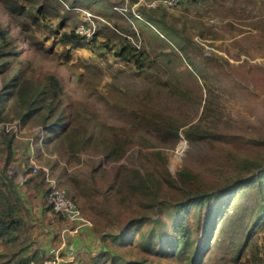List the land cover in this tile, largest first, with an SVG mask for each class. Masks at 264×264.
<instances>
[{"label":"rangeland","instance_id":"1","mask_svg":"<svg viewBox=\"0 0 264 264\" xmlns=\"http://www.w3.org/2000/svg\"><path fill=\"white\" fill-rule=\"evenodd\" d=\"M40 4L28 2L26 6ZM90 5V10L73 11L64 28L76 31L87 14L96 17L90 44L83 42L71 54L73 62L78 57L88 60L102 73L73 66L82 74L78 80L66 67L61 76L73 99L82 103L81 108H95L112 126L108 134L111 141H116L114 137L120 140L115 134L123 126L130 143L121 154L108 159L97 138L84 147L78 137L44 144L38 114L23 120L29 112L26 98L17 95L16 89L12 91L1 111L15 136L7 173L23 200L22 213L29 222L27 237L34 240L33 247L43 256H50L51 249L58 250L59 255L69 250L72 259L81 263L97 257L95 264H189L188 259L176 261L172 245L177 240L179 250L185 242L191 244L189 256L199 246L201 254L195 264H246L255 252L263 255L264 198L260 199L255 183L235 191H229V184L264 165V0H201L188 8H156L164 12L165 26L174 40L160 36L156 24L150 29L138 22L151 38L163 44L169 41L171 50L166 52L174 57L170 55L168 63L162 57L156 59L150 71H157L163 81H174L169 70L178 72L190 89L182 98L170 96L162 85L155 86L133 74L113 56L119 40L113 23L123 22L122 17L130 20L128 9L115 11L121 17L109 22L96 13L113 14L105 0H91ZM32 12L27 17L5 15V26L9 22L15 33H23L22 58L32 60L45 72L54 71L51 54L62 49L56 41L57 24L52 18L42 19L34 9ZM131 17L129 22L137 20L132 13ZM156 17L161 18L160 12ZM137 35L135 31L136 46H143ZM147 44L148 49L155 45ZM149 57L154 59L151 53ZM29 74L34 78L38 75L36 70ZM4 77L0 75V92ZM149 78L155 79L153 74ZM124 92L149 95L150 107L159 115L154 125L136 121L121 111L123 103L116 98ZM33 166H42L50 177L57 178L82 210L87 226L76 228L48 211L37 187L22 186L24 170ZM218 188L227 192L220 202L210 201L207 207L192 205L183 213L188 241L171 226L174 220L167 223L166 236L158 238V234L150 233L157 226L155 220H163L168 214L165 206L160 208L161 202L174 204L185 197L184 192ZM213 210L216 215L205 231L204 224ZM127 231L112 242L111 235ZM146 236H152V240ZM10 247L13 249V241Z\"/></svg>","mask_w":264,"mask_h":264},{"label":"trees","instance_id":"2","mask_svg":"<svg viewBox=\"0 0 264 264\" xmlns=\"http://www.w3.org/2000/svg\"><path fill=\"white\" fill-rule=\"evenodd\" d=\"M22 1L25 4H19L14 0H0V8L2 10L0 11V75L5 76V82H3V85L1 86L0 92V264H30L33 261H35L33 262L34 264H40L42 260L49 257L47 254L46 256H43L41 250L38 248H35L34 250L32 249L34 248L33 246L35 242L27 237L29 222L28 218L26 219L22 213L23 209H25L23 200L16 191L17 186L12 182L7 173V168L12 162V157L14 156L13 146L15 143V136L11 130L7 131L6 127L9 123H6L5 117L2 115L1 111L4 107L3 101H6L12 96V91L14 89H16L17 95L26 98L25 106L29 109V112L22 116L23 120L29 115L38 114L39 124L45 135L43 140L44 144L51 143L52 140L56 141L62 139L64 140L61 142L65 140L70 142L74 137H78L80 143H82L84 147V144L90 141V139H98L101 140L102 151L107 153L105 159H108L114 155L117 156L121 154L130 143V141L125 138V128L123 126H121L118 133L115 134L120 137V140L119 138L114 137V140L116 141H111L108 134L109 131L113 129L112 126L108 125L107 121L100 117L99 112L95 108H89L86 105L81 108L80 106L82 103L73 99L70 88L65 79L61 76L62 69L66 67L75 79L78 80L82 74L75 71L73 66L82 67L86 71L94 70L95 73L98 74L102 73L99 67L88 60L78 57L73 62L71 51L80 47L83 43V37L79 35L75 29L70 31L61 30L62 23L72 19L73 11L80 12L81 9L75 8L76 5L77 7L80 6L85 8L81 11L90 10L91 0L88 1L87 4H84L83 0ZM35 1H39L41 4L39 6H31L30 8L26 6L28 2ZM108 1L110 0H107L106 2ZM181 5L188 8L189 6L197 5V3L186 2ZM32 9H34V12H38L42 19L49 17L52 18L51 21L53 23L57 24L55 34H59L56 41L62 45V49L59 53L55 52L51 54L49 61L56 66L54 71L45 72L40 65L36 64V66L32 63V60L22 58L21 54L23 50L20 44L24 42L23 33H15L9 22L7 23L8 26H5V15L13 16L19 13L27 17L33 13ZM159 12L161 18L156 17V13ZM138 13L149 24H156L161 29V36L167 39V35L174 40V35H172L165 26V21L163 19L165 15L164 12L157 11L156 9L147 10L145 8H140ZM107 18L109 20L111 19L110 17ZM36 19L37 18L34 17L33 24L36 22ZM139 24H137V27L132 26L129 23L124 24L123 26L115 24L114 27H112L114 28L116 35L119 37L118 42L115 44L117 47L112 52L113 56L121 61L124 66H127L133 74L145 77L149 83L155 86L162 85L170 96H181V98L186 96V93L189 92L190 89L181 80L178 72H172V70L168 71L171 79H174V82L173 80L169 81L170 78L169 80L163 81L157 71H150V67L155 63L156 59L162 57L163 61L168 63V61H171L170 55H173L170 51L166 52L167 49L171 50L168 40L167 42H164V44L156 41L151 38L150 35L148 36L144 33ZM144 25L149 28L147 24L144 23ZM135 31H138L137 36L139 40L144 42V44H142L143 46H136V43L134 42L137 41ZM153 35L155 37L158 36L156 34ZM158 40L163 41L159 36ZM147 42H153L155 44L154 47L148 49V47H146V45H148ZM42 52L45 53L46 50H42ZM150 53L154 59H150ZM205 61L212 64L210 58H206ZM35 70L38 75L34 78L31 77L29 73ZM76 73H78L77 78ZM152 74L155 78L154 80L149 78ZM191 76L192 75L190 74V77ZM125 93L126 92L121 93L122 95L116 98V101H122L123 103L120 105L121 111L127 113L136 121L154 125L155 123L153 121H156L159 115L156 110L150 107L151 103L148 101L149 95H128ZM147 94L150 93L147 92ZM23 179L24 183H22V186L28 189L37 187L39 193H41L45 200L43 203L44 208L48 207V211L51 210L58 215L53 209L48 196L50 187L45 181L46 171L43 167H39L36 173H33L31 168H26L23 172ZM57 183L59 184L58 180ZM248 183L256 184L260 199L263 200L264 165L258 166L256 170L251 171L245 178L239 179L236 182H230L229 185H231V187L229 191H235L242 185ZM63 190L67 197L77 205L68 192L65 189ZM226 193L227 192L222 188L209 191L196 189L194 191L184 192L185 197L174 204H170L167 201L161 202L162 206L160 208L163 209V206H165L169 210L168 214L163 220L160 218H158L159 220H155L157 226H154V228L150 230V233L158 234V238L166 236V233L164 232L166 227H168L167 223L174 220L173 225L171 226L178 228V232L182 235L185 241H188L189 232H187L184 225L185 216L183 213L192 205L203 206L206 203L210 204V201L218 203ZM205 206L207 207V204ZM170 209H172V212ZM81 213L83 214L82 210ZM261 213H264V210ZM214 215H216L215 210L209 213L204 224L205 231L208 230L210 221H212ZM54 221L58 222L57 220ZM150 222L152 223L153 220H150ZM128 232L129 231L126 233L123 232L111 235L112 242L116 243L115 241L120 237L125 236ZM146 237L147 240H152V236ZM12 241L13 249L10 247ZM190 245L189 242H185L182 249L179 250V240L174 242L172 249L173 253H175V258H177V262L181 263L188 259L189 264H195L201 253L199 252V246H197L196 250H194L191 253V256H189L187 250ZM260 253L261 252H255L252 256V260H246V264H264V254L261 255ZM242 256L243 255H240V257ZM98 260L99 258L97 257H89L87 262H78V264H95Z\"/></svg>","mask_w":264,"mask_h":264},{"label":"built area","instance_id":"3","mask_svg":"<svg viewBox=\"0 0 264 264\" xmlns=\"http://www.w3.org/2000/svg\"><path fill=\"white\" fill-rule=\"evenodd\" d=\"M200 1L201 0H135L132 5H129L130 0H124V5L122 7H114L113 9L115 11L123 13L129 8L132 15L139 19V17L133 11V8L137 6L147 7L151 9L162 7L167 10H173L183 3H199ZM95 18L96 17H94L93 15L87 14L82 23L76 26V32L83 37V42H86L88 44L90 43L89 37L91 29L93 28ZM94 33L92 31V34ZM8 126L9 125H7L6 127L7 131L11 130V127ZM37 170V166L32 167L33 173H36ZM45 181L50 187L48 196L55 212L68 220L70 223L74 224L76 228L87 226L88 222L81 213V210L70 198L67 197L65 191L57 183L56 178L49 177L46 173ZM49 255L50 256L47 259L42 260L40 264H65L66 262L65 260H62L61 256L58 253V250L51 249L49 251ZM30 264L34 263L31 262Z\"/></svg>","mask_w":264,"mask_h":264},{"label":"crops","instance_id":"4","mask_svg":"<svg viewBox=\"0 0 264 264\" xmlns=\"http://www.w3.org/2000/svg\"><path fill=\"white\" fill-rule=\"evenodd\" d=\"M107 1V0H106ZM134 1L135 0H130V4L129 5H132L133 3H134ZM107 4L109 5V7H110V9H111V12L113 13L112 15H107V14H104L103 12H101V11H97L96 13H98L100 16H101V18H103V20H105V21H109V22H111V21H114L115 22V20H113L115 17H118V18H120L121 16L119 15H117V13L115 12V10L113 9L114 7H122L123 5H124V0H110V1H108L107 2ZM76 9L77 8H79V9H85V8H82V7H77V5H76V7H75ZM140 8H144V7H142V6H137V7H134L133 8V11L139 16V19L137 18V20H134V22L135 23H137L138 24V22H142V23H145V24H147L148 26H149V28L150 29H152L150 26H152L151 24H149L144 18H142L141 16H140V14L138 13L139 12V10H140ZM149 9H151V8H149ZM151 10H155V9H151ZM87 11V10H86ZM128 15L130 16V20H125L123 17L122 18H120V21H122L123 20V22H118L117 23V21H116V23H113V25H115V24H117L118 26H123L124 24H127V23H129V24H131L132 26H133V23L134 22H129V21H131V12H130V10H129V8H128ZM107 17H110L111 19L109 20ZM73 18V17H72ZM68 23V21H65V22H63L62 23V28H61V30L62 31H65L66 29L64 28V25L65 24H67ZM137 24H136V26L135 27H137ZM112 25V26H113ZM161 36V35H160ZM33 250L35 249V248H32ZM72 251H73V249H72ZM29 253V252H28ZM31 253V252H30ZM63 254H64V256H63ZM61 253L60 254V256H61V258H62V260H65L66 262H65V264H78V261H76L75 259L73 260L72 258V256H73V253H71L69 250H67V251H64V253ZM33 262H35V261H33Z\"/></svg>","mask_w":264,"mask_h":264}]
</instances>
